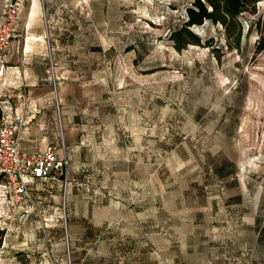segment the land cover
<instances>
[{"label":"rangeland","instance_id":"374dc122","mask_svg":"<svg viewBox=\"0 0 264 264\" xmlns=\"http://www.w3.org/2000/svg\"><path fill=\"white\" fill-rule=\"evenodd\" d=\"M192 1L24 0L3 66L47 78L33 133L68 166L23 195L0 175V264H264V0L178 51Z\"/></svg>","mask_w":264,"mask_h":264},{"label":"built area","instance_id":"2783aa9c","mask_svg":"<svg viewBox=\"0 0 264 264\" xmlns=\"http://www.w3.org/2000/svg\"><path fill=\"white\" fill-rule=\"evenodd\" d=\"M3 3V4H2ZM0 5V65L9 56L10 44L15 37V24L19 19L24 0H4ZM53 82L55 78L53 77ZM0 175L8 180L14 195L26 193L33 180H45L56 171L68 166V159L57 154L55 145L48 144L33 153L21 149L17 136V115L11 106L0 101Z\"/></svg>","mask_w":264,"mask_h":264},{"label":"trees","instance_id":"16d2710c","mask_svg":"<svg viewBox=\"0 0 264 264\" xmlns=\"http://www.w3.org/2000/svg\"><path fill=\"white\" fill-rule=\"evenodd\" d=\"M259 1L261 0H193L185 8V21L179 27L170 29L169 38L178 51L184 49L189 44L199 45L200 39L191 30V26L202 25L207 20L214 23L219 22L224 26V31L229 36L231 26H239V15L244 12H255L256 4ZM254 23L258 33L255 51L260 52L264 49V11ZM238 40L239 32L234 41L236 47L239 44ZM4 232V228L0 224V246L3 241Z\"/></svg>","mask_w":264,"mask_h":264},{"label":"crops","instance_id":"0c3cea01","mask_svg":"<svg viewBox=\"0 0 264 264\" xmlns=\"http://www.w3.org/2000/svg\"><path fill=\"white\" fill-rule=\"evenodd\" d=\"M0 1H1L0 4L4 2V0H0ZM19 20H20V16L15 24V32L18 30ZM29 46H30V42H24L20 45H16L15 48L16 49L21 48L22 51H24L25 48L27 49L29 48ZM10 50H11V45L9 49V55H10ZM10 67L13 68L17 66H6V67L0 66V70H2L1 71L2 74H0V80H2V84L0 86V93L2 94L1 96L3 97L1 100L8 103L12 108L13 114L18 116V118L15 120V123H17L16 133L19 139V144H20L21 149L25 152L33 153L41 149L24 150L22 146H27V147L44 146L45 147L48 144H53L52 139L48 137L37 136L36 133H33L34 130L52 129V127H50V120H48L46 123L44 122V120H42V118L39 117V115L36 116L34 114H30L31 106L33 105H36L39 108V111L40 109L44 107L52 108L53 103L50 98V91L49 90H39V89L37 90V88L35 87V85L37 86L44 85V80H46L47 78L41 76L39 77V81L29 82L27 77L24 76V77H21L20 80H18L17 79L18 77L13 73V70ZM7 81L20 82L21 86L23 87V91H20L18 94H16V96L12 97L9 93H7L4 90L3 84L6 83ZM29 86L35 87V88L28 89L27 87ZM57 108H60L59 104L57 105Z\"/></svg>","mask_w":264,"mask_h":264},{"label":"bare ground","instance_id":"6f19581e","mask_svg":"<svg viewBox=\"0 0 264 264\" xmlns=\"http://www.w3.org/2000/svg\"><path fill=\"white\" fill-rule=\"evenodd\" d=\"M0 74H2V72H0Z\"/></svg>","mask_w":264,"mask_h":264}]
</instances>
